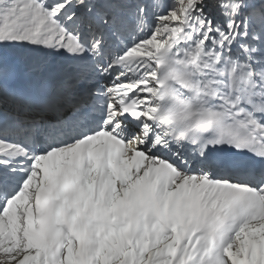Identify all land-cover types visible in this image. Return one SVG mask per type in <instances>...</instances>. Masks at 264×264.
Segmentation results:
<instances>
[{"label": "snow or ice", "instance_id": "1", "mask_svg": "<svg viewBox=\"0 0 264 264\" xmlns=\"http://www.w3.org/2000/svg\"><path fill=\"white\" fill-rule=\"evenodd\" d=\"M0 264H264V0H0Z\"/></svg>", "mask_w": 264, "mask_h": 264}]
</instances>
